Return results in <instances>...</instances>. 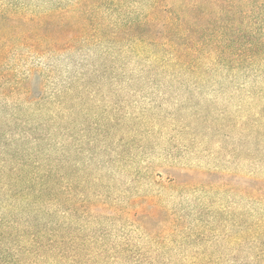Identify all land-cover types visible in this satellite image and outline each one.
<instances>
[{
    "label": "trees",
    "instance_id": "trees-1",
    "mask_svg": "<svg viewBox=\"0 0 264 264\" xmlns=\"http://www.w3.org/2000/svg\"><path fill=\"white\" fill-rule=\"evenodd\" d=\"M32 56L47 61L49 73L57 67L61 73L39 74L34 84V74L28 79L18 71ZM142 78L175 81L191 100L208 91L233 94L231 102L247 100V118L239 123L227 122L222 111H199L213 119L220 150L230 162L236 143L243 141L248 157L242 161L255 163L249 157L261 155L264 145V0H0V158L5 157L0 159L5 164L0 165V196L7 201L23 192L27 202L23 230L18 216L14 225L0 220V264H264V213L249 230L239 229V241L246 240L242 263L218 254L207 239L226 229L233 215L213 213L217 183L193 176L203 171L160 166L144 173L138 167L136 175L169 190L173 208L158 195L124 199L104 191L102 180L93 183L99 146L111 134L105 109L93 114L99 107L93 98L108 93L102 84ZM5 98L14 101L9 110L2 105ZM198 119L191 118L197 132L183 144L180 135L168 137L161 151L166 160L199 158L201 151L192 146L200 133ZM111 122L116 123L111 128L120 127L118 119ZM231 128L243 134L236 137ZM144 130L149 137L151 129ZM155 142L122 137L103 156L133 168L137 156H154ZM177 170L187 178L181 181ZM249 176L257 180L255 173ZM253 196L256 203L264 200L261 191ZM207 210L212 222L204 217ZM98 219L126 223L149 240L142 243L128 233L113 240L106 225H93ZM190 220L198 227L189 228ZM5 224L9 240L2 237ZM14 232L18 241L12 244ZM182 242L202 243L203 251L189 257L173 253Z\"/></svg>",
    "mask_w": 264,
    "mask_h": 264
},
{
    "label": "rangeland",
    "instance_id": "rangeland-1",
    "mask_svg": "<svg viewBox=\"0 0 264 264\" xmlns=\"http://www.w3.org/2000/svg\"><path fill=\"white\" fill-rule=\"evenodd\" d=\"M49 64L47 61L41 58L29 57L25 60H22L21 65L18 69L19 74L28 79L33 76V83L35 84L38 79L39 74L42 77H45L48 72ZM135 70V67H132L130 71ZM38 72V73H36ZM61 73L60 68H55L53 73L50 75H59ZM44 79V78H43ZM38 81V80H37ZM50 81V80H49ZM56 80H54V83ZM52 85V83H51ZM157 85L156 88H154ZM154 86V87H151ZM112 87V92H109V88ZM52 88V87H51ZM101 88L107 90L108 93L106 96H96L93 98L94 103L99 107H93V114L98 115L101 109H105L106 116L108 118L105 128L106 130H111V134L107 136V141L100 146L101 149L98 150V160L93 164L91 168L92 179L99 184L100 180L103 181L105 190L114 197H121L126 199L131 194L135 196H142L144 194H154L161 196L165 201L164 204L167 207H175L172 200H169V190L162 189L161 186H158L154 183V179L147 178L145 176L139 177L136 175V171L141 169L144 173H150V171H156L160 166H173L176 169L180 170H189L196 169L200 172L193 173L195 177L194 180L204 181L206 183L216 182V192H214L213 198L217 195L218 198L214 199V202L217 205L214 207V211L219 213H230L234 216L229 220V225L223 223L222 225H227L228 227L222 228L219 232H211L208 235L207 239H211L214 242L215 250L218 254L223 257H233L234 262L239 263L243 262V259L246 257L244 254V240L239 241L242 237L239 229L249 230L253 221L260 218L264 213V200L261 202H254L253 193L255 191H261L264 193V145L262 147L261 155H253L255 163L244 162L242 161L244 156H247L248 151L244 149L243 141H238L236 143V151L232 155L231 162L228 160L226 153L220 150L221 146L218 144V141L221 140V136L215 135V125L212 123V118L207 120V111H199L200 108L207 107L210 109V112H214L216 115H221V111L227 115V122L234 119L235 123L244 121L247 118V112L250 108L249 102L245 100L244 102L235 101L231 102L228 96H233V94H226L223 96L221 93L219 95L213 94L212 91L206 92L203 96L197 95L195 98L188 99V94L184 90H179V85L170 79H157L155 83L148 82L147 79H137V80H117L113 83L102 84ZM144 88V89H141ZM243 96V95H239ZM14 101L9 98L3 100V106L6 110H9L11 103ZM120 104V105H118ZM208 105V106H206ZM121 110V113L116 116L117 110ZM217 109V110H215ZM192 117L199 118L198 123L201 128L199 129V136L196 141H193L194 147L198 148L201 153L199 158L195 159H181V157L175 156V159L166 160L165 156L161 154L162 147L171 135H180V143L183 144V139L191 137V132H197V126L192 130L193 126L190 121ZM118 119V125L120 127L113 126L116 123L111 122ZM217 119V118H215ZM131 120H136L130 122ZM95 121V120H94ZM112 124V125H111ZM234 126V125H233ZM189 129L183 130L181 129ZM151 129V134L149 137L143 135L145 130ZM233 135L238 137L239 134H243L242 130L239 131L233 130ZM136 131H140L138 136L135 134ZM133 132V133H132ZM261 134H264V128L260 129ZM125 137L130 140L138 138L144 139H154L155 143L158 145V149L154 156L151 159L145 157H136L138 158L137 163L133 168L126 167L122 163H111L110 159H104V153H108L107 146H110L113 143H116L118 139ZM103 139H105L103 137ZM144 143V142H143ZM225 147L228 146V143L224 142ZM106 149V152H104ZM96 150V151H97ZM103 150V151H101ZM101 152V153H100ZM130 154L136 155L137 149L132 147L130 149ZM1 157L0 159H4ZM139 162V163H138ZM4 166L5 164H0ZM147 169V170H145ZM4 170V169H3ZM255 173L254 180L250 178V174ZM180 171L177 170L176 174H179ZM185 172H181L179 179L181 181L185 180L187 176H184ZM216 173V174H213ZM160 180V179H159ZM166 183V182H165ZM225 184L227 186L222 187ZM4 186V182H0V187ZM96 186V185H94ZM263 186V187H262ZM131 192H127V190ZM211 193V189H208ZM205 195H208L205 193ZM193 196V195H192ZM212 197V196H211ZM192 198V197H190ZM4 198L0 196V220L10 222L11 225H14L16 222V217L21 218V225L19 230H23V221L25 219V213L27 208V202L24 198V193H18V196H12L9 200H3ZM212 201V200H211ZM190 203L187 202L184 205L178 206L180 210L186 208ZM213 203L211 202V205ZM195 206H190L187 210V213L194 215ZM208 215H211L210 219ZM204 217L210 222L213 221L214 216L212 213L206 211ZM188 223L189 228L194 229L198 227V223L192 220ZM99 223V224H98ZM215 226H218V222L214 223ZM8 224H5V234L2 233V237L5 240H9V227ZM93 225H106L104 228L112 233L113 240H118L122 238L125 234H131L135 238H140L142 243L148 242L149 239H146L142 232L135 233L126 223L118 222L109 223L107 220L100 221L99 219L93 221ZM241 225V226H240ZM8 229V230H7ZM226 230V231H224ZM217 231V230H216ZM186 235V234H185ZM182 237V236H181ZM12 244H15L18 241L17 236L14 234L11 235ZM182 240V238H181ZM183 244V245H182ZM181 246L173 251V253L187 256L191 254L198 253L203 251L202 243H193L186 245L182 242ZM253 251L248 247L247 258L250 260V263H253Z\"/></svg>",
    "mask_w": 264,
    "mask_h": 264
}]
</instances>
